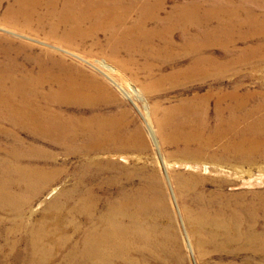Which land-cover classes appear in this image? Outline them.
I'll return each mask as SVG.
<instances>
[{"label": "bare ground", "instance_id": "bare-ground-1", "mask_svg": "<svg viewBox=\"0 0 264 264\" xmlns=\"http://www.w3.org/2000/svg\"><path fill=\"white\" fill-rule=\"evenodd\" d=\"M169 1L16 0L10 9L16 24L24 23L37 32L52 33L62 28L61 40L66 42L95 40L91 33L103 27L112 51L149 44L147 40L153 38L168 48L177 30L179 47L191 56L185 75L197 77L203 84L222 78L236 66L241 70L249 64L264 66V0H186L174 1L168 8ZM87 19L96 23L82 29L85 34L76 33L81 21ZM137 30H142L139 42ZM218 48L223 50L222 56L215 55ZM10 58L4 57L5 65H0V264H146V258L159 259L154 251L161 252L162 260L171 255L165 235L152 234L147 226L157 209L165 205L161 188L151 184V176L136 183L133 170L104 160L113 151L139 147L140 137L132 143L120 121L86 118L82 110L77 112L93 99L85 89L63 80L51 65H12L7 63L13 61ZM31 59L42 63L41 57ZM208 87L203 94H196L197 100L180 103L187 115L177 120L167 116L160 129L163 139L175 147L180 138L187 139L184 129L178 128L179 121L188 122L199 152L215 145L212 152L196 158L212 160L214 169L221 171L216 173H225L227 180V163L234 162V173L243 172L238 169L249 164L257 148L264 146V92H242L234 83L231 91ZM210 99L213 123L209 128L206 108ZM20 131L31 135L33 142ZM39 141L57 146L65 157L82 161L74 171L80 182L76 181V193L68 198L69 216L62 223L64 228L55 225L62 214L61 198L31 222L35 209L28 198L23 200L18 194L33 191L34 195L38 187L33 182L65 171L54 163L55 153ZM188 167L212 173L207 164L191 163ZM85 174L86 179H93L90 186L81 181ZM238 176L241 182L229 184L230 189L254 184L243 174ZM203 182L205 178L198 176L184 178L181 191L189 197L186 217L198 233V248L208 246L233 258L244 253L246 263L240 264H264V208L254 207L246 191L202 193L199 188ZM9 185L18 192L9 191ZM58 189V185L50 189L38 206ZM56 230L65 237L59 241L52 238ZM74 236L78 240H72ZM56 252L63 254L62 259L52 263L50 256Z\"/></svg>", "mask_w": 264, "mask_h": 264}, {"label": "rangeland", "instance_id": "rangeland-1", "mask_svg": "<svg viewBox=\"0 0 264 264\" xmlns=\"http://www.w3.org/2000/svg\"><path fill=\"white\" fill-rule=\"evenodd\" d=\"M15 1L2 0L0 2V65H5L4 57L7 56L13 59V61L7 62L12 65L31 68L43 64L51 65L55 73L59 74L63 80H70L74 86L85 89L88 91L86 94L93 99V102L82 105L81 109H75L77 112L82 113V110L86 118L96 116L105 119L110 117L120 121L122 127L125 128L123 131L126 132V135H130L132 143L136 141L137 137H140L139 147L123 152H110L111 155H106L104 160L117 165L123 164L133 170V178L136 183L151 176V184L158 185L163 192L164 198L162 199L165 205L160 210L157 209L151 220H148L147 226L152 229V234L165 235L167 243L171 247V255H173V251H177L173 256H165L163 260L161 252L154 251V255L159 259L146 258V264L246 263L244 253L233 258L218 251L221 256L219 253L211 251L208 246L198 248V233L188 224L186 217L189 197L181 193L182 182L184 178L190 176L202 177L206 180L199 188L202 193L206 194L207 190H221L226 194L246 191L247 196L252 198L254 207L264 208V146L257 148L252 161L248 162L249 164H244L246 166L238 169L243 172L234 173L231 168L234 162L227 163L224 170L229 171V176L225 180V173H216L221 171L214 169L212 160L204 157L196 158L198 154L212 152L215 145L199 152L198 144L193 140L194 134L188 122L179 121L178 128L184 129L183 137L187 139L180 138L179 141H176L175 147L163 139V132L160 128L166 124L167 116H173L171 119L177 120L181 119L180 116L187 115L186 108L179 107L180 103L197 100L199 97L196 94H203L208 90V86L222 87L227 91L237 87L242 92L253 90L264 92V80L261 79V77L264 79V66L258 67L249 64L242 70L236 66L226 72L222 78H217L215 81L209 80L203 84L197 77L185 75V70L190 69L191 56L179 47V32L177 30L173 33L172 45L168 48H164L159 40L153 38L147 40L149 44L131 45L130 48L120 47L118 50L112 51V47L106 43L107 34L103 27L91 33L95 40L83 38L84 41H79L77 44L73 40L68 42L61 40L63 37L62 28L58 30L59 33L57 31L52 33L42 31L40 33L24 23L16 24L12 20L10 9V5ZM174 1L186 0H170L167 4L168 8ZM92 22L95 21L88 19L81 21L76 33L85 34L82 29H88ZM137 32L136 42H139L141 40L139 34L142 30H137ZM57 34L58 37H56ZM94 42H99V44ZM215 55L222 56L223 50L215 49ZM33 56L41 57L42 63L31 59ZM124 91L128 93V96ZM207 105V121L210 128L213 123V99H210ZM177 109H180V112ZM4 126H8V124L5 122ZM164 130L167 131V127ZM20 134L33 142L34 138L31 135L23 131H20ZM0 139L3 140V137L0 136ZM136 143L138 144V142ZM39 144L49 147L55 153L56 161L54 163L63 166L65 171L47 176L51 179L46 178L33 182L34 186L38 187V192L34 195L33 191L31 193L18 192L19 189L12 188L10 185L7 189L13 193L18 192L23 200L28 198V204L35 209V215L32 218L29 217L31 222L41 218V212L54 200L61 198L59 202L61 201L62 214L58 216L55 225L58 228H64L62 223H65L66 217L69 216L66 211L68 198L76 193L74 187L76 181L80 182L76 177L78 174H75L74 171L79 165H82V161L76 157L63 156L57 146L50 147L41 141ZM49 148L46 149L49 151ZM186 148L188 151L184 152ZM191 163L207 164L212 169V173L205 174L201 170L196 172L188 167ZM105 173L110 174L109 171ZM116 174L118 173L116 172ZM240 174H243L245 179L250 178L254 184L247 188L230 189L231 185L229 184L241 182L239 179L241 177L238 176ZM86 176L87 174L82 176L81 181L84 185L90 186V180L93 179H86ZM8 179L11 181L13 177L9 176ZM20 183L23 184L22 181ZM56 185L59 186L58 191L38 206L46 193ZM196 210L197 208L194 212ZM79 224L82 223L79 222ZM63 234L60 233V230H56L52 238L59 241L60 237H65ZM10 238L13 239V237ZM72 240L78 239L74 236ZM54 248L56 247L53 246ZM3 251L7 253L8 249L3 247ZM62 255L58 256L56 252L50 256V261L56 263L62 259Z\"/></svg>", "mask_w": 264, "mask_h": 264}]
</instances>
